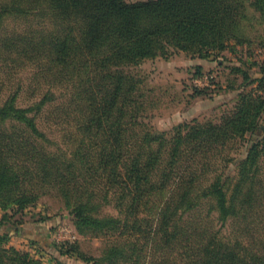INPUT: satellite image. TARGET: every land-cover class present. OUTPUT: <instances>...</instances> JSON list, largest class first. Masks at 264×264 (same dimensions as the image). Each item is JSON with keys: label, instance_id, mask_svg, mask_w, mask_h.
Here are the masks:
<instances>
[{"label": "trees", "instance_id": "obj_1", "mask_svg": "<svg viewBox=\"0 0 264 264\" xmlns=\"http://www.w3.org/2000/svg\"><path fill=\"white\" fill-rule=\"evenodd\" d=\"M252 13L264 29V0H0V264H48L13 236L87 264H264V59L248 62L264 33L248 34ZM237 45L247 55L230 68L246 90L229 112L145 121L133 66ZM44 195L103 238L98 255L23 226Z\"/></svg>", "mask_w": 264, "mask_h": 264}, {"label": "rangeland", "instance_id": "obj_2", "mask_svg": "<svg viewBox=\"0 0 264 264\" xmlns=\"http://www.w3.org/2000/svg\"><path fill=\"white\" fill-rule=\"evenodd\" d=\"M252 15L255 24L253 23L248 34H263V24H258V13ZM245 45H237L239 52L235 55L227 50L217 57L192 56L184 51H176L167 57L148 58L133 66L131 70L141 79L140 91L145 99V121L159 129H170L178 122L190 121L193 118L199 121H217L223 113L229 112L238 101L239 92L246 90L239 86L240 74L236 75L230 68L235 63L239 64L237 56L246 57ZM251 46L253 52L248 62L264 59V46L257 40ZM219 59L223 62L219 63ZM257 67L258 65H252L251 68L258 69ZM25 74L26 71L23 72L24 76ZM196 89H202L203 93H196ZM255 92L264 93V90L257 88ZM26 98L22 95L20 102L26 104ZM38 120L51 136L60 140L63 133L60 128L50 125L42 116ZM230 153L244 155L242 142L236 144ZM20 215L18 213L16 217ZM21 216L25 228L48 233L49 239L54 243L76 241L82 252L91 255H98L103 245V238L79 233L67 209L52 195L41 196L37 204L26 208ZM41 216L46 217L38 221ZM8 244L28 250L34 256H41L48 264L56 263L54 259H49L53 255L57 256L62 264H87L75 255L59 254L53 248H50V251L41 250L37 245L18 236L11 237Z\"/></svg>", "mask_w": 264, "mask_h": 264}, {"label": "crops", "instance_id": "obj_3", "mask_svg": "<svg viewBox=\"0 0 264 264\" xmlns=\"http://www.w3.org/2000/svg\"><path fill=\"white\" fill-rule=\"evenodd\" d=\"M21 238L26 239V238H24V237H21Z\"/></svg>", "mask_w": 264, "mask_h": 264}]
</instances>
